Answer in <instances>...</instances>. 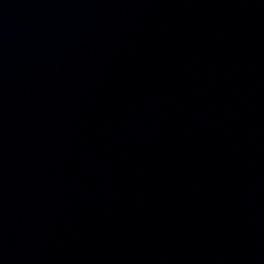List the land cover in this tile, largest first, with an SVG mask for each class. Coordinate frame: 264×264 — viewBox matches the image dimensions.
Wrapping results in <instances>:
<instances>
[{
	"label": "water",
	"instance_id": "obj_1",
	"mask_svg": "<svg viewBox=\"0 0 264 264\" xmlns=\"http://www.w3.org/2000/svg\"><path fill=\"white\" fill-rule=\"evenodd\" d=\"M252 264H264V254L256 259Z\"/></svg>",
	"mask_w": 264,
	"mask_h": 264
}]
</instances>
